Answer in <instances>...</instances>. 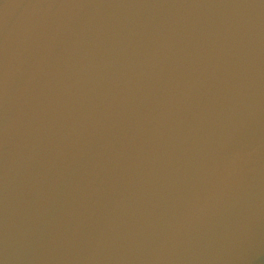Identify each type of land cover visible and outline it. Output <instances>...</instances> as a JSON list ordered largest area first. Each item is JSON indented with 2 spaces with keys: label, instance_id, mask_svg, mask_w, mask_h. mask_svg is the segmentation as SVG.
<instances>
[{
  "label": "water",
  "instance_id": "water-1",
  "mask_svg": "<svg viewBox=\"0 0 264 264\" xmlns=\"http://www.w3.org/2000/svg\"><path fill=\"white\" fill-rule=\"evenodd\" d=\"M0 264H264V0H0Z\"/></svg>",
  "mask_w": 264,
  "mask_h": 264
}]
</instances>
